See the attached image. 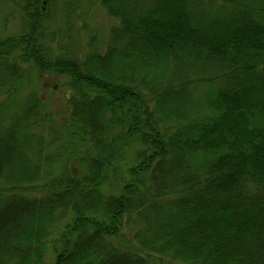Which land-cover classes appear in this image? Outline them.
<instances>
[{"label": "trees", "instance_id": "trees-1", "mask_svg": "<svg viewBox=\"0 0 264 264\" xmlns=\"http://www.w3.org/2000/svg\"><path fill=\"white\" fill-rule=\"evenodd\" d=\"M60 1L0 36V264H264V0ZM96 2L106 47L60 45Z\"/></svg>", "mask_w": 264, "mask_h": 264}, {"label": "rangeland", "instance_id": "rangeland-1", "mask_svg": "<svg viewBox=\"0 0 264 264\" xmlns=\"http://www.w3.org/2000/svg\"><path fill=\"white\" fill-rule=\"evenodd\" d=\"M19 0H0V36L5 35H16L19 33L21 28V21L23 12L21 11L20 5L18 4ZM65 5H62V2L59 0L58 3H55L54 6H52L50 9L49 14V21L47 22L48 26L45 25L47 28L49 27L51 30L56 31V38L58 39V31L59 29L63 30L65 28V21H64V10L63 8ZM83 13V19L85 18L86 21V28L82 30L81 35L78 34V27L81 25V23L75 24V31L73 33L74 38L77 40L71 42L60 43L62 46L63 44L68 43L73 48H81L82 46L85 47L86 43L92 39V36L97 37V42L93 44V46L98 47L99 49H102L103 47H106L108 40H109V33L110 30L114 27L120 26V22L116 19H113L109 17V15L106 13V11L100 6L98 2L92 5H88ZM79 38V40H78ZM58 46V45H57ZM57 50H60L59 47H56ZM28 69V65H26ZM31 71V70H30ZM63 78L59 77H40L37 78L34 76L33 80V86L37 87L40 94H43L46 99L48 100V103L56 109L59 113H64V110L66 109V91L62 88H59L57 84V81H64ZM46 80V81H45ZM43 86V87H42ZM45 88L54 89L50 92L46 91ZM136 151V147L133 149H129L126 152L125 157L122 158L119 166L118 171L115 174H111L108 176L107 180L104 182V190L106 192L110 193H116L121 190V187L123 186V176L122 172L123 170L131 163L134 162V153ZM106 168L107 166H103V168ZM65 223V220H60L58 222V225L60 228L63 227ZM57 236V232L55 231L53 236L49 237L47 241V249L45 255L46 258L44 259L46 262L48 259L51 258V247L52 244H50L51 240Z\"/></svg>", "mask_w": 264, "mask_h": 264}]
</instances>
